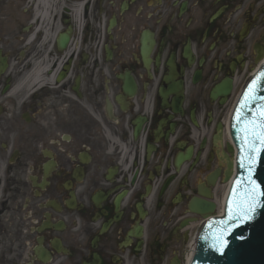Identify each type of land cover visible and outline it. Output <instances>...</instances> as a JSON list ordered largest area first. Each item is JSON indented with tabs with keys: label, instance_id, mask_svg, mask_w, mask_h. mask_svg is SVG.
Listing matches in <instances>:
<instances>
[{
	"label": "flooded vegetation",
	"instance_id": "af4514ba",
	"mask_svg": "<svg viewBox=\"0 0 264 264\" xmlns=\"http://www.w3.org/2000/svg\"><path fill=\"white\" fill-rule=\"evenodd\" d=\"M25 1L0 0V264H187L264 0Z\"/></svg>",
	"mask_w": 264,
	"mask_h": 264
},
{
	"label": "snow or ice",
	"instance_id": "6c2138e0",
	"mask_svg": "<svg viewBox=\"0 0 264 264\" xmlns=\"http://www.w3.org/2000/svg\"><path fill=\"white\" fill-rule=\"evenodd\" d=\"M264 79V73L260 74ZM256 89L252 85L246 89L237 105V112L233 116V127H239L236 139L239 142L240 168L243 176L233 183V191L229 194V203L226 210L225 219L210 221L208 227L213 225L226 226L218 227V233L213 238L216 241L215 249L223 254L227 247V237L241 227L251 224L257 219L258 211L264 208V186L260 185L255 179V170L261 161H264V91L253 79ZM253 94L249 96V92ZM260 110L258 116L253 117L252 113ZM247 124L245 128L243 125ZM259 150V157H257ZM251 174V179H249ZM239 186V187H237ZM235 197V200H233ZM247 236H238V240H245Z\"/></svg>",
	"mask_w": 264,
	"mask_h": 264
},
{
	"label": "water",
	"instance_id": "95a60500",
	"mask_svg": "<svg viewBox=\"0 0 264 264\" xmlns=\"http://www.w3.org/2000/svg\"><path fill=\"white\" fill-rule=\"evenodd\" d=\"M68 41L69 37L66 34L61 35L58 40L59 46L65 47ZM261 73H264V63L244 88L232 114L230 133L234 147H232L231 150L235 151V161L231 163L230 169L235 168L236 172L233 174V172L230 170L229 175L226 178L229 180L233 177L225 200L223 214L219 216L213 215L216 209L214 203L198 200L195 204L196 212L198 214L205 215L208 219L203 224L199 232L196 253L191 264H264V208L258 211L257 219L254 222L246 225L245 227L239 228L227 237L228 244L227 247L224 248L223 254L215 249L216 241L213 237L217 235L218 227L226 226L213 225L211 228L208 227L210 221L225 219V214L229 203V194L233 191V183L238 178L243 176V170L240 168L239 160L241 149L239 142L236 139V133L240 126L237 128L233 127V116L236 114L237 105L240 102L241 97L244 95L246 89L249 88V85H252L253 90L256 89V84L252 83L254 78H256L260 87L264 89V79H261ZM248 94L251 96L253 92L250 91ZM260 94L264 95V91H262ZM259 113L260 110L257 109V111L252 113V115L253 117H256L259 115ZM243 127L247 128L248 125L245 124ZM259 155V150H257V157H259ZM249 179H251V174H249ZM255 179L260 185L264 186V161H261L258 164V167L255 170ZM233 200H235V197H233ZM238 236H247L248 238L245 240H238Z\"/></svg>",
	"mask_w": 264,
	"mask_h": 264
},
{
	"label": "rangeland",
	"instance_id": "374dc122",
	"mask_svg": "<svg viewBox=\"0 0 264 264\" xmlns=\"http://www.w3.org/2000/svg\"><path fill=\"white\" fill-rule=\"evenodd\" d=\"M48 1L47 2L43 1V2H40L38 4L39 12L45 11L44 13L46 14V10L49 8V2ZM34 3H35V0L34 1L26 0L25 3H23L21 6L22 13H25V11H24L25 9H29L30 14H28V18H32L31 14L33 13L32 11H33V7H34Z\"/></svg>",
	"mask_w": 264,
	"mask_h": 264
},
{
	"label": "bare ground",
	"instance_id": "6f19581e",
	"mask_svg": "<svg viewBox=\"0 0 264 264\" xmlns=\"http://www.w3.org/2000/svg\"><path fill=\"white\" fill-rule=\"evenodd\" d=\"M31 1H34V0H31ZM43 1H45V2H47L48 0H35V3H34V7H33V9H34V15L37 17V18H43L44 16H45V11L44 12H39V10H38V4L40 3V2H43ZM50 1V0H49ZM48 1V2H49ZM49 9V8H48ZM47 9V10H48ZM46 10V11H47ZM232 172H233V174H234V172H235V168L234 169H232ZM223 206H224V200H222L221 201V204H220V212H222V210H223ZM192 247H193V245H192ZM193 253H194V249H193V251H192V253H190V255H189V257H188V260L190 259V258H192V256H193Z\"/></svg>",
	"mask_w": 264,
	"mask_h": 264
}]
</instances>
